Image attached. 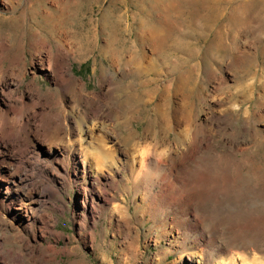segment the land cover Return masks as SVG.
I'll use <instances>...</instances> for the list:
<instances>
[{"label": "rangeland", "instance_id": "rangeland-1", "mask_svg": "<svg viewBox=\"0 0 264 264\" xmlns=\"http://www.w3.org/2000/svg\"><path fill=\"white\" fill-rule=\"evenodd\" d=\"M68 1L77 14L69 29L91 39L88 54L68 57L70 74L86 91L112 88L124 107L122 117L103 119L120 168L104 191L91 189L88 208L77 182L34 172L33 212L50 213L54 221L44 227L38 219L32 232L9 216L17 226L0 227V255L10 251L20 264H264V0H0V36L12 44L9 56L0 48V60L11 64L14 111L26 109L30 98L60 109V92L45 93L56 90L54 80L30 63V37L44 34V9ZM104 11L118 20V49L132 48L143 30L161 36L155 75L158 86L168 79V95L145 96L138 71L106 82L108 62L98 50ZM14 55L24 59L10 63ZM68 96L64 110L75 115L77 104ZM130 131L136 146L124 141ZM90 181L83 183L89 189ZM115 203L128 218L112 210Z\"/></svg>", "mask_w": 264, "mask_h": 264}, {"label": "bare ground", "instance_id": "bare-ground-1", "mask_svg": "<svg viewBox=\"0 0 264 264\" xmlns=\"http://www.w3.org/2000/svg\"><path fill=\"white\" fill-rule=\"evenodd\" d=\"M59 3H56V7L51 9L41 10V28L44 34L38 31L31 34L30 39L32 43L35 42L33 43V58L30 63L34 67L39 66L54 80L56 90H48L45 93L52 96L53 94L57 95V91L60 92L59 98L57 97L55 101L60 109L52 110L48 99L39 102L30 98L28 101L30 105L28 104L26 109L19 112H17L18 110L14 111L17 101L12 97L17 88L12 85L14 82L7 78L8 68L11 64L5 67L2 65L4 57H1L0 60L1 228L8 224L11 225L9 216L13 219L19 218L24 228L32 232L38 219L44 227H48V223L54 221L50 213L45 212L46 214L35 216L33 212L31 204L36 202L32 197V192L37 184L36 172L59 174L66 183L71 180L77 182L80 202L88 208L89 200H93L91 189L95 188L101 193V189L103 190L106 184L115 181V176L120 168L118 160L114 156L115 147L111 144L107 145L106 138H112V136L103 119L111 114H114L115 118L122 117L120 112L124 110V107L121 101L112 95V88L104 89L105 87L102 86L100 91H86L83 82L70 74L68 57L72 55L75 58H82L88 54L91 50L89 41L91 39L85 40L78 33L79 31L69 29L77 14L70 10L73 5L70 1ZM117 21L116 17L113 18L107 11H104L99 20L100 27L96 28L104 36V42L98 45V50L108 62L103 68V77L107 80L106 82L117 83L129 73L138 71L144 76L142 87L145 96L168 95V79L158 86L159 77L157 78L155 75L157 63L154 58H156L157 51H163L160 47L163 42V39H160L161 36L154 31L143 30L136 33L132 48L126 50L119 47L118 49L114 44V40L117 39L116 35H118L115 28ZM4 36H0V48L3 49L5 55H8L12 44ZM94 37L95 33L92 30V38ZM10 59V63L16 64L24 58L21 57L18 60L14 55ZM122 64L124 65L122 66ZM21 68L24 73L25 62ZM30 83L34 84L33 79ZM34 87L40 93L39 87ZM68 94L71 95L70 100H74L77 104L75 115L68 114L64 110ZM106 96L110 99L105 102ZM18 100L20 104L26 102L23 94ZM10 111L16 112L14 118L9 116ZM120 122L117 121L113 125L114 131L118 130ZM116 133L119 134V131ZM133 133L130 131L124 136L127 145L136 146ZM10 160L16 162L15 169L10 168ZM133 161L132 158L131 166ZM20 165L27 167L28 171L25 174L18 171ZM167 177L166 174L161 176L162 186H168L170 180ZM87 178L91 179L90 189L86 183L83 184ZM3 186L6 188L5 192L2 191ZM9 190L12 192L9 193ZM43 201L44 199L41 200L42 203ZM112 207V210L119 216L127 217V209L124 205L115 203ZM94 211L95 207L91 205L90 214L92 215ZM6 213L8 214L7 218L4 217ZM82 214V220L87 221V216ZM12 225L14 228L17 226ZM89 234L92 235L90 231ZM3 237L4 239L9 238L5 235ZM2 245L3 242L0 243V246ZM8 256L12 257L9 264H20L18 257H13L10 251H7L4 256L1 254L0 261L8 264Z\"/></svg>", "mask_w": 264, "mask_h": 264}]
</instances>
